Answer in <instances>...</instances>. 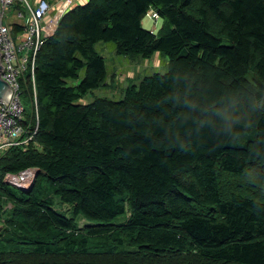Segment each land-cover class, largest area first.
Instances as JSON below:
<instances>
[{
    "label": "trees",
    "instance_id": "trees-1",
    "mask_svg": "<svg viewBox=\"0 0 264 264\" xmlns=\"http://www.w3.org/2000/svg\"><path fill=\"white\" fill-rule=\"evenodd\" d=\"M151 10L156 35L141 25ZM97 43L161 52L169 70L77 104L107 79ZM34 76L35 96L29 72L20 86L37 132L0 157V264H264V200L217 176L264 180V0H88L62 15ZM30 168L28 192L2 182Z\"/></svg>",
    "mask_w": 264,
    "mask_h": 264
},
{
    "label": "built area",
    "instance_id": "built-area-1",
    "mask_svg": "<svg viewBox=\"0 0 264 264\" xmlns=\"http://www.w3.org/2000/svg\"><path fill=\"white\" fill-rule=\"evenodd\" d=\"M14 8L12 16L23 27L15 36L12 33L13 22H9ZM49 11L47 0H39L35 6L30 5L27 0H0V78L9 89L5 98L0 101V157L11 148L27 147L37 132L36 111L34 129L23 125L25 111L21 102L20 79L29 72L35 96L36 56L52 34V23L46 26L41 24ZM146 16L155 24L159 18L152 10ZM36 171L30 168L18 174H5L2 182L27 190L35 178Z\"/></svg>",
    "mask_w": 264,
    "mask_h": 264
},
{
    "label": "rangeland",
    "instance_id": "rangeland-1",
    "mask_svg": "<svg viewBox=\"0 0 264 264\" xmlns=\"http://www.w3.org/2000/svg\"><path fill=\"white\" fill-rule=\"evenodd\" d=\"M162 20L158 18L156 24L148 16H146L141 24L142 28L147 31H152L154 35L158 33L161 28ZM96 51L104 58L107 79L105 84L101 87L90 91L82 99L78 100L77 104H89L96 99H105L109 101H120L123 99L125 91L131 86L138 87L139 83L147 76H152L155 73L164 74L169 70L168 58L161 52H156L154 56L149 59H143L139 56H118L116 54V47L113 43H97L95 45ZM84 76V72H80L79 79L77 81H70L71 85H77L80 83ZM249 80L251 76L247 77ZM22 105L26 109V118L31 114V109L28 104L22 101ZM34 107L35 106V101ZM35 111V110H34ZM27 123L29 121L27 120ZM218 181L221 190L230 191L232 189L238 191L240 190L244 195L249 197H254L256 199L264 200V180L260 178L258 174L248 170L245 175L239 179L230 176L226 173H223L219 170L218 172ZM36 179V178H34ZM35 180L30 184V187L33 186ZM7 186L11 187L12 185ZM55 202V208L60 211H67L68 207L60 204L58 200L53 199ZM7 209H10L9 205H3V212ZM2 217H6L3 214ZM77 225L79 228H83L87 224L85 220L81 217L76 219ZM2 229V220L0 221V231ZM137 251V250H132ZM127 253H136L131 251H125ZM119 252L118 254L111 256L110 260L116 258H124L127 260H133L134 257L126 253ZM198 257H192L190 262L195 261L197 264H220L213 263L208 261L198 260ZM58 259V258H56ZM173 262V260L171 259ZM135 262L139 264H149L153 262L144 257L135 258Z\"/></svg>",
    "mask_w": 264,
    "mask_h": 264
},
{
    "label": "crops",
    "instance_id": "crops-1",
    "mask_svg": "<svg viewBox=\"0 0 264 264\" xmlns=\"http://www.w3.org/2000/svg\"><path fill=\"white\" fill-rule=\"evenodd\" d=\"M30 5L35 6L39 0H27ZM88 0H47L50 5V11L47 16L42 20L41 24L46 26L52 23V34L57 27V23L64 13L76 8L77 6L84 5ZM14 10L11 12V16L14 14ZM18 22L14 20L13 16L10 18L9 22ZM20 23V22H18ZM142 25V24H141ZM152 32V31H150ZM20 33V32H19ZM18 34V33H17ZM16 34V35H17ZM51 34V35H52ZM154 56V55H153ZM28 128V127H27Z\"/></svg>",
    "mask_w": 264,
    "mask_h": 264
},
{
    "label": "water",
    "instance_id": "water-1",
    "mask_svg": "<svg viewBox=\"0 0 264 264\" xmlns=\"http://www.w3.org/2000/svg\"><path fill=\"white\" fill-rule=\"evenodd\" d=\"M8 90L9 89H8L7 84L3 80H1V78H0V101L5 98ZM37 174H38V171H36L35 178H36ZM11 187H13L17 190L23 191V192H28L32 188V186H31L27 190H23L22 188H20L18 186H11Z\"/></svg>",
    "mask_w": 264,
    "mask_h": 264
},
{
    "label": "bare ground",
    "instance_id": "bare-ground-1",
    "mask_svg": "<svg viewBox=\"0 0 264 264\" xmlns=\"http://www.w3.org/2000/svg\"><path fill=\"white\" fill-rule=\"evenodd\" d=\"M18 182H20V180Z\"/></svg>",
    "mask_w": 264,
    "mask_h": 264
}]
</instances>
